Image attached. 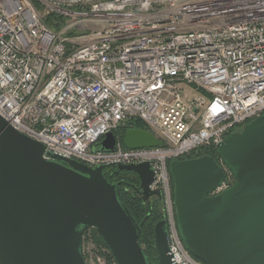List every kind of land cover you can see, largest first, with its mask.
<instances>
[{"label":"built area","instance_id":"2783aa9c","mask_svg":"<svg viewBox=\"0 0 264 264\" xmlns=\"http://www.w3.org/2000/svg\"><path fill=\"white\" fill-rule=\"evenodd\" d=\"M51 15L64 18L60 30ZM262 114L264 0H0V116L45 159L150 162L174 264L205 263L180 236L171 161L217 149ZM133 119L163 144L99 150Z\"/></svg>","mask_w":264,"mask_h":264},{"label":"water","instance_id":"95a60500","mask_svg":"<svg viewBox=\"0 0 264 264\" xmlns=\"http://www.w3.org/2000/svg\"><path fill=\"white\" fill-rule=\"evenodd\" d=\"M106 134L99 150L114 149ZM147 129L129 128V149L162 145ZM0 116V264H86L84 233L95 228L116 264H151L139 237L143 223L121 199L105 165L89 167L60 155ZM213 155L172 160L174 208L186 249L205 264H264V114L232 132ZM135 172L144 202L153 196L150 162L119 164ZM229 170L235 180L219 193ZM158 264H174L166 217L155 224Z\"/></svg>","mask_w":264,"mask_h":264},{"label":"trees","instance_id":"16d2710c","mask_svg":"<svg viewBox=\"0 0 264 264\" xmlns=\"http://www.w3.org/2000/svg\"><path fill=\"white\" fill-rule=\"evenodd\" d=\"M63 22H64V18L57 15H51L46 19V23L54 30H60L63 25ZM129 128H140V129L149 130V127L139 119H133L128 123L127 126L120 127L119 129L115 130L114 133L117 137V140L121 142L124 147H125L124 135ZM240 128L242 129V126L235 128V131L241 130ZM204 155H213L218 161L220 160V156L217 152V149L215 148L200 149L198 151H194L188 155H185L184 157H182V159L196 158ZM116 169L117 167L115 166L107 167V171L105 172V175L110 181H112L111 176H115L116 179L118 180L121 199L127 204L128 208L131 210L136 220L139 223H143L142 232L139 237V242L142 245L146 255L148 256L150 263L158 264V254L156 251L155 239H154V227L158 221H160L165 217V211L161 212L158 208L151 209L150 206L145 204L140 197L134 196L131 191L126 189L127 184L132 185V183L135 184V182L137 183V185L140 184L139 177L135 172L128 170H118V169L116 170ZM234 180L235 178L233 176V182ZM172 186H173V180H172ZM173 192H174V187H173ZM90 229H88L84 233V237L86 236L87 232ZM93 229H94V236L96 242L107 249L106 254H104V256L107 259V264L116 263L107 244L104 242V240L99 235L97 230L95 228Z\"/></svg>","mask_w":264,"mask_h":264},{"label":"rangeland","instance_id":"374dc122","mask_svg":"<svg viewBox=\"0 0 264 264\" xmlns=\"http://www.w3.org/2000/svg\"><path fill=\"white\" fill-rule=\"evenodd\" d=\"M226 181L232 182L233 179L228 176ZM106 251L107 249L105 247L96 242L94 229L91 228L83 239V253L85 256L86 264H107V259L104 256V254H106Z\"/></svg>","mask_w":264,"mask_h":264},{"label":"flooded vegetation","instance_id":"af4514ba","mask_svg":"<svg viewBox=\"0 0 264 264\" xmlns=\"http://www.w3.org/2000/svg\"><path fill=\"white\" fill-rule=\"evenodd\" d=\"M106 171H107V168L105 169V172ZM111 180H112V182L118 183V180L116 179L115 176H111ZM130 185L127 184L126 185V189L129 190V191H131L134 196H138V197H140L142 199V196H141V193H140V184L137 185V183L135 182V184L132 183V185L131 186ZM133 185L134 186L137 185V186L134 187ZM144 203L147 204V205H149L151 209L158 208L161 212H164L165 211L163 199L161 200L157 196L151 197L149 200H147Z\"/></svg>","mask_w":264,"mask_h":264},{"label":"bare ground","instance_id":"6f19581e","mask_svg":"<svg viewBox=\"0 0 264 264\" xmlns=\"http://www.w3.org/2000/svg\"><path fill=\"white\" fill-rule=\"evenodd\" d=\"M252 121V120H251Z\"/></svg>","mask_w":264,"mask_h":264}]
</instances>
